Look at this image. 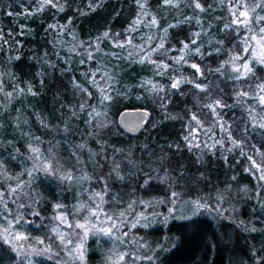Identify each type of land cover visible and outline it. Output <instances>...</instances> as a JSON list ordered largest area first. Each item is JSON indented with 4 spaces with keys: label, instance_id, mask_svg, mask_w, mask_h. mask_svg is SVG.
Here are the masks:
<instances>
[{
    "label": "trees",
    "instance_id": "1",
    "mask_svg": "<svg viewBox=\"0 0 264 264\" xmlns=\"http://www.w3.org/2000/svg\"><path fill=\"white\" fill-rule=\"evenodd\" d=\"M200 2L206 9L210 4L211 9L200 12L191 0H180L179 7L165 6L163 0H147L144 9L136 0H60L63 11L59 5L36 11L40 0H0V123L24 119L32 126L29 135L11 147L3 145L14 135L0 132V167L5 175L0 183L5 214L0 218L1 230L8 227V221L20 219L12 232L43 241L40 246L50 247L65 261L73 247L62 245L61 231L66 240L68 224L85 214L74 218L66 215L68 223H55L52 216L63 215L61 209L69 205L66 193L55 192L56 186L64 191L65 182L36 172L41 178L39 190L27 201L18 189L10 191L15 187L14 175L23 166L33 170L34 162H50L61 175L71 173L72 162L90 167L83 157L92 154L102 167H123V159L129 156L140 170L129 177L127 171L123 173V178L134 183L136 192L134 198L120 199V208H126L121 211L124 215H134L127 208L133 201L137 203L140 190L146 187L149 191L143 196L152 197L159 206L190 198L211 209L216 207L217 219L203 217L201 230L194 229L191 235L178 233L175 245L157 260L159 264H264V181L248 159L251 156L264 166V129L253 128L249 115L251 112L257 120L264 116V106L253 96L254 86L264 82V65L243 55L242 31L224 30L230 18L221 0ZM257 12L264 16V11ZM152 17L157 20L154 26L150 24ZM185 17L191 19L186 21ZM170 24L176 26L169 28ZM194 32L201 33L196 38L201 54L185 50L187 63H177L182 43H190ZM161 43L163 49L158 47ZM234 55L249 61L255 78L235 80L230 64L215 72ZM192 63L205 70V75L197 76L189 67ZM158 64L168 68H157ZM175 78L193 83L172 89ZM195 83L208 85L207 92H200ZM153 85L162 86L163 91L154 90ZM239 91L250 95L237 97ZM105 94L113 99L101 102ZM216 99L230 106L217 110L228 132L216 126V117L204 107ZM136 109L146 111L148 117L138 132L127 133L119 127L118 118ZM193 113L203 122V129L198 132L199 147L190 148L185 137L196 128ZM216 140L221 144L205 146V142L210 146ZM233 140L240 146H234ZM24 141L39 149L38 161L31 150H24ZM8 154L14 157L11 163ZM86 171L92 192L101 191L103 199H108L103 173ZM172 192L177 197L170 196ZM57 204L63 207L57 209ZM93 236L85 245L87 264L95 263L96 254L90 249ZM12 247L0 239V252L14 264H25L26 260L56 264L41 255L18 256Z\"/></svg>",
    "mask_w": 264,
    "mask_h": 264
},
{
    "label": "rangeland",
    "instance_id": "2",
    "mask_svg": "<svg viewBox=\"0 0 264 264\" xmlns=\"http://www.w3.org/2000/svg\"><path fill=\"white\" fill-rule=\"evenodd\" d=\"M223 4L231 22L232 17L229 13L228 0H224ZM219 5L215 6V8L217 9ZM256 14L260 15L258 12ZM261 26H264L263 22H261L259 25L255 23L251 25V27L257 31ZM238 30L243 32L244 42L249 36L252 35V33L244 27H240ZM252 44H255V42L253 41ZM244 47L245 43L243 48ZM243 55L255 59L257 56H264V48L257 47L255 52H253L250 48L248 52H243ZM33 126L36 127L35 125ZM31 128V124L24 119H21L20 121L8 120L0 123V132L7 131L14 135V139L6 141L3 146L11 147V145H14L17 140H24L25 136L27 137L29 135L28 132ZM22 144L24 146V150L29 152L32 149L27 141H24ZM187 144L190 148L200 145L198 138L188 141ZM94 157L95 156L93 154L92 157H83L86 159L84 164L90 167L72 162L73 170H71L70 174L73 179L64 183V191L63 189H59L58 186H56L55 192L58 195H64V193H66L69 198V205L67 206L66 210L63 208L61 209L63 215H69L74 218L80 214H85L80 218V220L75 221L74 224H71L73 227H70L67 231L69 232V236L66 238V240L64 239L62 243L63 246L71 245L73 247L70 257H67V259L70 260V263H68L67 259H65V261L62 260L53 251L47 254H41V256L53 259L56 264H87L85 258L86 242L91 236L94 235L93 231L95 229L107 227L109 225L110 222L107 221V216H112L117 223L122 221L124 226L115 231L111 237L105 236L98 232L92 237L90 249L91 253L96 254L94 264H108L109 257L115 259V254L122 252L131 254L127 258V264H159L157 260H160L164 253L169 251L175 245L178 238L176 235L178 233H186L187 235H191L193 234L192 231L194 229L195 231L201 230L203 226V217L213 221L217 219L216 215L214 214L216 213V207L211 209L210 206H207L210 209L209 210L205 204H199L196 201H192L190 198H187L183 201L172 200L170 205H168L166 202L165 204L161 203L164 204V206H159L158 201H155L152 199V197L147 198L143 196V194H147V191H149L147 187L143 192L140 190L141 196L138 200L139 202L137 201V203H135V201H133L131 207L127 208H130V211H134V215L132 217L130 215H124V213H121V211L126 210V208H120V199L122 197L126 199L130 196L134 198L136 192L134 183L130 180V178L120 179L119 177H123V173L125 171H127V177L130 175V173L133 174L140 170L138 163H134L133 160L130 162V157L126 156L125 159L122 158L125 162L123 167H102ZM7 158L10 163V159L14 160V157L10 156L9 154L7 155ZM97 163L98 165H95ZM20 168L21 170L19 173L14 175L15 187L13 188H16L17 184H21V187L18 188L19 193L23 194L27 201H30L32 194L35 195L38 193L37 191L39 190L40 186L38 184L41 183V178L38 177L36 172H33L32 176H28L27 172L32 171L31 168L26 166ZM86 168H89L91 171H95L96 173H103V176L106 179V182H103V186L105 192L109 193L108 199L104 198L101 200L99 197L95 196V193H97L96 191L92 192L91 186L89 184V178L86 175ZM114 169L115 171H113ZM3 171V167H0V183H2L1 181H5V175L2 173ZM109 173H111V179H108ZM28 181H30V183H27ZM105 183L107 184V188H105ZM176 183L177 182H174L173 185H177ZM186 186L189 187L187 184L185 187ZM98 192L102 194L101 191ZM25 193L27 194L25 195ZM183 194L185 195V193ZM134 205L137 207L136 210L132 209ZM23 208L24 207H20L21 210H23ZM90 210H96L98 212L99 218H97V216L91 215ZM107 211H110L111 213L109 214ZM113 213L117 214L112 215ZM3 217H5V214L3 213L2 201H0V218ZM52 217L54 218L55 223H57V221L61 223L60 220L56 219L54 215ZM102 221H104V223H101ZM137 221H139L137 227L132 228L131 225L137 223ZM76 224H86L89 229H92V231H89L87 237L84 239V259L82 261L75 259V256L78 254L77 246L80 243L79 237L83 235L82 229L75 228ZM144 225L147 226L145 227ZM125 231L128 233L127 236L123 235ZM61 234L63 235V231H61ZM23 236L27 237V239H23L18 243L23 244L24 249H21L18 252L14 251L18 256H26L22 254L25 250L31 251L32 249H41L46 247L40 246L41 243L38 242L40 240L37 238L29 239V236L24 234ZM102 243L107 244V246L103 247ZM49 254H51L53 257H51ZM55 257L57 258L56 260ZM136 257H140L141 259H136ZM0 259L1 264H14V261L10 260L11 258L7 257L1 252ZM25 264L35 263L30 260H26Z\"/></svg>",
    "mask_w": 264,
    "mask_h": 264
},
{
    "label": "snow or ice",
    "instance_id": "3",
    "mask_svg": "<svg viewBox=\"0 0 264 264\" xmlns=\"http://www.w3.org/2000/svg\"><path fill=\"white\" fill-rule=\"evenodd\" d=\"M138 6L141 9H144L146 7V3L147 0H136ZM224 0H221V3H223ZM163 3L165 6H169V7H179V3L180 0H163ZM191 4L192 6H194L195 9H198L200 12H206L207 10L211 9V5L209 4L207 9L204 7V5L200 2V0H191ZM228 4H229V13L232 17V20L230 23H225L223 25L224 30H228V29H232V30H238L240 27H244L246 28L249 32L252 33L251 36H249L246 40H245V47L242 49L243 52H248L249 49L251 48L253 52L256 51L257 47L260 48H264V26H261L258 28L257 30H254L251 25L253 23L259 25L262 21H264V16L258 15L257 13V9H260L261 11H264V0H228ZM59 5V11H63V5L60 4V0H40V6L39 8L36 9V11H43V9L47 6H51L53 8L57 7ZM11 14V13H9ZM28 15H31L30 12L27 13ZM191 18L189 17H185V20H190ZM137 23H139V20H137ZM197 24H200L199 20H196ZM151 25H156L157 24V20L155 17L151 18L150 21ZM176 25L170 24L168 25L169 28H173ZM50 28H55L56 25H49ZM164 32H167V29H164ZM105 36H108V33L105 32L104 33ZM201 35L200 32H194L192 34L193 38L191 39L190 43H182V47L180 49L181 51V55L176 59L177 63L183 62V63H187V60L185 59V55L187 54L185 52V50H188V52L194 51L196 54H201V49L199 46H196L197 44V39L199 36ZM255 42V44H252V42ZM127 43H131V41H127ZM219 43H222L219 42ZM190 44L192 46H195L194 49L190 48ZM120 47H124L123 44L120 45ZM159 49H163L164 48V44L161 43L159 46ZM158 49H153V51H157ZM217 51H219V49H217ZM256 62L264 65V56H257L255 57ZM237 61H240L241 63H237ZM141 62H143V59L141 60ZM153 63H155L153 61ZM226 64H230L232 66V72L236 73L234 79L235 80H240L241 78L244 77H248V76H252L253 78H255V72L253 70V68L251 67L249 61L241 56V55H234L231 56L229 60L224 61V64H222L219 68L215 69V72L220 73L221 69L224 67V65ZM164 68L167 69L168 65L167 64H158L157 68ZM189 67H191L192 69L195 70L197 76H204L205 75V70H202L201 67L196 64V63H192L189 65ZM207 71H212L211 69H208ZM146 83H150V82H146ZM184 83H193V81L191 80H187L186 78H175L172 80L170 87L172 89H179L180 86ZM77 87L79 88V85H77ZM194 87L196 89H198L200 92H207L208 90V85H201L199 83H195ZM153 89L161 92L163 91V87L159 86V85H153ZM0 91H3L2 87H0ZM29 91H31V89H29ZM83 91L87 92V89H83ZM6 95L11 96V93H7ZM33 95H35V93H33ZM92 94L89 92L88 96H91ZM237 97H248L250 95V93L248 91H239L236 93ZM253 96L254 98L257 100L258 104L261 106H264V82H260L257 83L254 86V90H253ZM113 97L111 95H107L105 94L103 96V99L101 102L103 101H110L112 100ZM204 107H207L211 114L213 116L216 117V126L220 127L223 131L228 132V127L226 126V122L223 121L221 112L217 111L218 109L222 110L226 107H230L229 105H227L225 102H223L221 99H216L214 100L213 103L211 104H207L204 105ZM79 108L81 110L84 109V104L79 105ZM93 111H95L93 109ZM255 109L252 110V112H254ZM202 114V113H201ZM250 118L252 121V127L256 128L258 127L259 129H264V116L260 117L259 120L256 119L255 115H252V113L250 112ZM191 120L195 122L196 124V128L191 129L189 131V135L185 137V140H195L198 138V132L200 129H203V122L199 119V117L197 116L196 113H193L191 116ZM207 133H211V129L207 130ZM206 133V134H207ZM229 138H231V134L228 133ZM209 138L211 139V136H209ZM233 145L236 147L240 146V142L233 140L232 141ZM216 144H221L220 140H216L212 145H207V143L205 142V146L206 147H215ZM197 147H199V145H197ZM31 151L36 154V161L39 160V149L38 148H32ZM243 154V153H242ZM249 161L251 162L253 168L256 169L257 172L260 173L259 175V179L264 181V166H262L261 164H257L256 160L253 159V157L249 156L248 157ZM118 167V166H117ZM115 171V169L113 170ZM33 172H43L46 175H51L56 177L58 180H60L61 182H66V181H71L73 179V177L71 176L70 173H65L63 175L59 174L58 170L55 168V166L50 163V162H45L42 165L38 162H34V166H33V170L27 172L28 176H32ZM111 173L108 174V179H111ZM120 179H122L123 177H119ZM149 181L148 179L144 180V184H147ZM27 183H30V181H28ZM21 187V184H17L16 188H11L10 191L11 192H15L18 188ZM105 188H107V184L105 183ZM177 193L172 192L171 196L173 198L177 197ZM95 196L99 197L101 200H103V196L101 195V193H95ZM3 200V193H0V201ZM20 207H24L23 204L20 205ZM57 209H61L63 206L60 204H57L55 206ZM99 207V206H97ZM129 207H131V205H129ZM5 208H7V205L5 204ZM34 215H39V213H33ZM90 214L93 216H97V218H99L98 216V212L96 210H90ZM123 215V214H121ZM56 219L60 220L61 223H68L67 221V216L65 215H61L56 217ZM107 221L110 222L109 225L107 227H100L99 229H95L93 231V234L95 235L97 232L100 234H103L105 236H109L111 237L115 231L119 230L121 227H123V222L121 221L120 223H117L112 216H107ZM8 227L7 228H3L2 230H0V239H2L6 244L12 245V250L13 251H19L21 249H24V245L23 244H19L18 242L23 240V239H27V237L23 236L22 233L19 232H12V226L13 224H19L20 223V219H14L13 221H8ZM101 223H104V221H102ZM139 223V221H137V223L132 224L131 227L135 228L137 227V224ZM69 227H73V225L68 224ZM145 227L147 225H144ZM75 228H79L83 230V235L79 237L80 239V243L77 246V255L75 256V259L78 260H83L84 259V253H83V244H84V239L87 237L89 231H92V229H89L86 224H76ZM53 231H55V229H53ZM123 235L127 236L128 233L127 231H125L123 233ZM61 239V241H64V236L61 235L59 237ZM39 243L43 244V241H38ZM70 243V241H69ZM51 252V248L50 247H45V248H41V249H32L31 251L29 250H25L24 255H41V254H47ZM130 253L127 252H122V253H117L115 254V259H113L112 257L108 258V264H127V258L130 256ZM136 259H141L140 257H136ZM151 259V258H148Z\"/></svg>",
    "mask_w": 264,
    "mask_h": 264
},
{
    "label": "water",
    "instance_id": "4",
    "mask_svg": "<svg viewBox=\"0 0 264 264\" xmlns=\"http://www.w3.org/2000/svg\"><path fill=\"white\" fill-rule=\"evenodd\" d=\"M148 117L146 111L136 109L128 110L120 114L118 118L119 127L127 133L138 132Z\"/></svg>",
    "mask_w": 264,
    "mask_h": 264
}]
</instances>
